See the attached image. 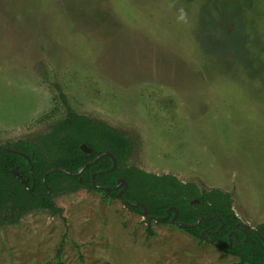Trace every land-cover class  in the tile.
I'll use <instances>...</instances> for the list:
<instances>
[{"label": "rangeland", "instance_id": "obj_1", "mask_svg": "<svg viewBox=\"0 0 264 264\" xmlns=\"http://www.w3.org/2000/svg\"><path fill=\"white\" fill-rule=\"evenodd\" d=\"M68 107L129 138L124 167L221 189L264 223V0H0V146ZM54 201L0 227V264L239 262L98 191Z\"/></svg>", "mask_w": 264, "mask_h": 264}, {"label": "trees", "instance_id": "obj_2", "mask_svg": "<svg viewBox=\"0 0 264 264\" xmlns=\"http://www.w3.org/2000/svg\"><path fill=\"white\" fill-rule=\"evenodd\" d=\"M82 144L91 147L92 152L82 151ZM4 147L25 153L29 159L22 154L0 149V227L16 224L33 211L46 210L52 214H62L63 209L54 201V195L61 193L86 189L101 192L107 199L119 198L123 186L116 189L105 187H115L118 179L124 178L127 181L124 198L133 203L142 202L146 206L153 217L146 218L149 224L154 220L171 223L175 211H171L168 219L162 218L167 216L172 206L178 211V222L193 224L198 217L204 216L196 226H179L193 237L213 243L237 257L238 264H264V242L257 232L239 225L241 219L233 209L230 193L221 189H201L196 183L183 182L172 174L158 175L135 166L124 167L123 163L132 150L131 142L122 131L105 122L78 114L68 107L66 118L50 132L41 135L38 141L20 139ZM101 150L113 153L117 167L113 171L96 174L93 181L95 171L113 166L109 156H102L93 162ZM87 163V167L78 175L53 171L44 181V175L54 167L77 172ZM15 169L19 170V177L13 174ZM21 178L27 179L31 192L21 183ZM45 183L50 187L49 194H45ZM127 207L143 214L141 206ZM256 229L264 237V223ZM203 231H206V235H203ZM148 233L154 234L150 225ZM230 239L232 245L228 247ZM58 254L61 255V247Z\"/></svg>", "mask_w": 264, "mask_h": 264}, {"label": "water", "instance_id": "obj_3", "mask_svg": "<svg viewBox=\"0 0 264 264\" xmlns=\"http://www.w3.org/2000/svg\"><path fill=\"white\" fill-rule=\"evenodd\" d=\"M0 149H1V150L8 151V152H12V153H19V154H22L23 156H25L26 158L29 159V156H28L27 154H25V153H21V152L15 150V149H12V148H9V147H4V146H0ZM81 149H82V151H84L85 153H91V152H92V148H91V147H88L86 144H82V145H81ZM102 156H109V157H111L112 160H113V166H112L110 169H107V170H99V171H95V172L93 173V175H92V179H93V181H94V179H95L96 174H98V173H103V172L105 173V172L113 171V170H115L116 167H117V160H116L115 156L113 155L112 152H110V151H106V150H101V151H99V152L97 153L95 159L93 160V162L98 161ZM88 164H89V163L83 165V166H82L77 172H72V171L67 170V169H65V168H62V167H54V168L50 169V170L44 175V181H45L46 177L49 175V173H50V172H53V171H62V172H64V173H66L67 175H78V174L82 173V171L87 167ZM19 173H20V172H19L18 169H15V170L13 171V174L15 175V177H19ZM20 181H21L22 184H24V186L28 189V191L31 192V188L29 187V184H28L27 179L21 178ZM45 185H46V187H47V192H46L45 194H49V193H50V187H49L46 183H45ZM121 186H123V188H122V189L120 190V192H119V199H121L126 205H132V206H136V207H137V206H141V207H143V209H144V210H143V215H144V217H145V218H153L152 216L149 215L146 206H145L142 202H136V203H133V202H130V201H128V200H126V199L124 198L123 194H124V192H125V190H126V188H127V181H126L124 178H120V179H118V182H117V184H116L115 187H105V188H106V189H116V188H119V187H121ZM172 210L175 211V214H174L173 217L171 218V222H172L173 224L180 225V226H182V227H184V228H189V227L196 226V225H198V224L201 222V220L204 218V216H200V217H198V218H197V221H196L195 223H193V224H188V223H184V222H178V221H177L178 211H177V209H176L175 207L172 206V207H170V208L168 209V214H167V216H166V217H163L162 219H168V218L170 217V215H171V211H172ZM207 217H210V216H207ZM239 225H243V226L248 227V228H250L251 230L257 232V233L259 234V236L261 237L262 241L264 242V237H263V236L257 231V229H256L255 227H251V226H249L248 224H245V223L242 222V221L239 223ZM221 228H222V226L220 227V229H221ZM203 235H206V231H203ZM235 235H236V234H235ZM231 245H232V240L230 239V240H229V243L227 244V246L230 247Z\"/></svg>", "mask_w": 264, "mask_h": 264}, {"label": "clouds", "instance_id": "obj_4", "mask_svg": "<svg viewBox=\"0 0 264 264\" xmlns=\"http://www.w3.org/2000/svg\"><path fill=\"white\" fill-rule=\"evenodd\" d=\"M180 19H183V15H181Z\"/></svg>", "mask_w": 264, "mask_h": 264}, {"label": "flooded vegetation", "instance_id": "obj_5", "mask_svg": "<svg viewBox=\"0 0 264 264\" xmlns=\"http://www.w3.org/2000/svg\"><path fill=\"white\" fill-rule=\"evenodd\" d=\"M246 224V223H245Z\"/></svg>", "mask_w": 264, "mask_h": 264}]
</instances>
